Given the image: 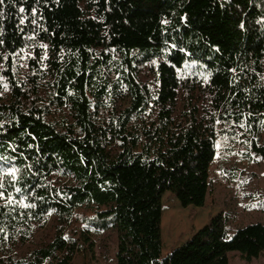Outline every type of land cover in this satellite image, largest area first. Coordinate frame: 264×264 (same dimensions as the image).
<instances>
[{
    "label": "trees",
    "instance_id": "obj_1",
    "mask_svg": "<svg viewBox=\"0 0 264 264\" xmlns=\"http://www.w3.org/2000/svg\"><path fill=\"white\" fill-rule=\"evenodd\" d=\"M263 126L264 0H3L0 264L86 257L79 222L115 230V264L258 257L264 224L229 232L222 211L162 256L161 212L166 192L205 205L220 133L264 163Z\"/></svg>",
    "mask_w": 264,
    "mask_h": 264
},
{
    "label": "rangeland",
    "instance_id": "obj_2",
    "mask_svg": "<svg viewBox=\"0 0 264 264\" xmlns=\"http://www.w3.org/2000/svg\"><path fill=\"white\" fill-rule=\"evenodd\" d=\"M19 65L24 68V52L20 54ZM150 76V72L145 70L140 79L145 81ZM123 95V99L118 101L121 108L127 107L130 100L125 88ZM183 108V94L180 90L175 114L178 115ZM51 116L58 117V113L53 112ZM259 139H264V126L259 132ZM239 140L236 138L234 142H227L222 133L219 134L217 153L210 167V192L204 206L182 207L168 192L163 194L162 256L186 240L219 211L226 216L229 232L251 222L264 224V163L257 156L248 160L246 143H240ZM7 172L13 173V169L9 168ZM54 219L51 215L45 225L37 226L32 239L20 252L48 242L52 237ZM67 235L79 240L86 250V257L77 255L71 264H115L116 233L112 227L97 232L79 222L69 228ZM228 261V264H264V250L250 261L244 260L237 251L229 252Z\"/></svg>",
    "mask_w": 264,
    "mask_h": 264
},
{
    "label": "snow or ice",
    "instance_id": "obj_3",
    "mask_svg": "<svg viewBox=\"0 0 264 264\" xmlns=\"http://www.w3.org/2000/svg\"><path fill=\"white\" fill-rule=\"evenodd\" d=\"M2 2H3V0H0V3H2ZM20 11L23 12L24 9L21 8ZM182 19H186V18L182 17ZM21 23H23V21H21ZM162 23H163V24H167L168 21H167V20H163ZM241 27H243V24L241 25ZM45 58H46V57H45ZM5 87L7 88V85H5ZM0 195H3V193H0Z\"/></svg>",
    "mask_w": 264,
    "mask_h": 264
},
{
    "label": "crops",
    "instance_id": "obj_4",
    "mask_svg": "<svg viewBox=\"0 0 264 264\" xmlns=\"http://www.w3.org/2000/svg\"><path fill=\"white\" fill-rule=\"evenodd\" d=\"M168 253H169V251L167 252V254H168ZM167 254H166V255H167Z\"/></svg>",
    "mask_w": 264,
    "mask_h": 264
}]
</instances>
